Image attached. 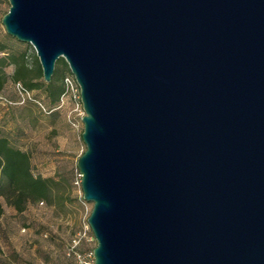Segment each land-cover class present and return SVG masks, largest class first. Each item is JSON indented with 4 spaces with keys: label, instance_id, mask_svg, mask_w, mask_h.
Returning a JSON list of instances; mask_svg holds the SVG:
<instances>
[{
    "label": "water",
    "instance_id": "95a60500",
    "mask_svg": "<svg viewBox=\"0 0 264 264\" xmlns=\"http://www.w3.org/2000/svg\"><path fill=\"white\" fill-rule=\"evenodd\" d=\"M85 110L91 264H264V0H9Z\"/></svg>",
    "mask_w": 264,
    "mask_h": 264
},
{
    "label": "rangeland",
    "instance_id": "374dc122",
    "mask_svg": "<svg viewBox=\"0 0 264 264\" xmlns=\"http://www.w3.org/2000/svg\"><path fill=\"white\" fill-rule=\"evenodd\" d=\"M9 8V0H0V43L26 52L29 65L40 64L31 43L6 32L2 17ZM7 51L0 49V56ZM5 69L9 79L0 91V129L9 133L16 146L31 153L35 174L54 177L56 201L34 202L18 212L2 199L0 264H91L97 242L83 239L76 246L73 242L88 224L93 207V202L83 199L78 183L77 159L86 149L83 121L78 126L68 122L67 111L73 106L70 100L58 105L59 110L46 112L42 90H30V98L21 102L17 84L10 78L13 64Z\"/></svg>",
    "mask_w": 264,
    "mask_h": 264
},
{
    "label": "trees",
    "instance_id": "16d2710c",
    "mask_svg": "<svg viewBox=\"0 0 264 264\" xmlns=\"http://www.w3.org/2000/svg\"><path fill=\"white\" fill-rule=\"evenodd\" d=\"M0 49L7 51L9 45L0 43ZM9 64L14 66L10 78L16 84L21 83L28 91L36 89L43 91L46 112L59 110L58 105L64 92V78L71 73L64 58L58 59L51 80L45 81L41 65H29L26 52L7 51L0 56V91L4 89L9 79L5 69ZM8 104H11L10 100ZM55 182L54 177L35 174L31 153L16 146L9 133L0 129V210L2 199L18 212L34 202L55 203Z\"/></svg>",
    "mask_w": 264,
    "mask_h": 264
},
{
    "label": "built area",
    "instance_id": "2783aa9c",
    "mask_svg": "<svg viewBox=\"0 0 264 264\" xmlns=\"http://www.w3.org/2000/svg\"><path fill=\"white\" fill-rule=\"evenodd\" d=\"M17 89L22 96L21 102H24L26 97H29V91L19 82L17 83ZM68 100L72 101L73 106L67 111V120L72 126H78L81 119L85 115V110L81 100L80 86L72 73L66 75L64 78V92L61 97L59 107L68 102ZM78 183L81 185V179L78 181ZM83 239L96 241L95 235L89 223L82 230H80L73 239L74 245H78Z\"/></svg>",
    "mask_w": 264,
    "mask_h": 264
}]
</instances>
